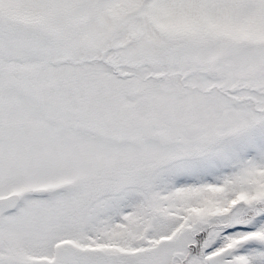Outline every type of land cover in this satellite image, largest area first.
Here are the masks:
<instances>
[{
  "label": "snow or ice",
  "instance_id": "obj_1",
  "mask_svg": "<svg viewBox=\"0 0 264 264\" xmlns=\"http://www.w3.org/2000/svg\"><path fill=\"white\" fill-rule=\"evenodd\" d=\"M0 264H264V0H0Z\"/></svg>",
  "mask_w": 264,
  "mask_h": 264
}]
</instances>
